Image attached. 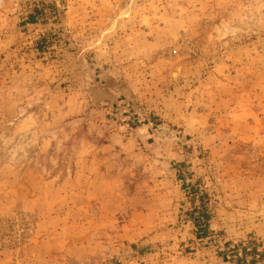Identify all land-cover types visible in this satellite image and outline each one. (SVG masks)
I'll use <instances>...</instances> for the list:
<instances>
[{"label":"rangeland","instance_id":"obj_1","mask_svg":"<svg viewBox=\"0 0 264 264\" xmlns=\"http://www.w3.org/2000/svg\"><path fill=\"white\" fill-rule=\"evenodd\" d=\"M0 264H264V0H0Z\"/></svg>","mask_w":264,"mask_h":264},{"label":"trees","instance_id":"obj_2","mask_svg":"<svg viewBox=\"0 0 264 264\" xmlns=\"http://www.w3.org/2000/svg\"><path fill=\"white\" fill-rule=\"evenodd\" d=\"M30 22H34V17L31 16V21ZM203 223H199V221H196V226L199 228V233L203 232L204 235L207 234L208 231V220H209V215L207 213H203V218L200 219Z\"/></svg>","mask_w":264,"mask_h":264}]
</instances>
